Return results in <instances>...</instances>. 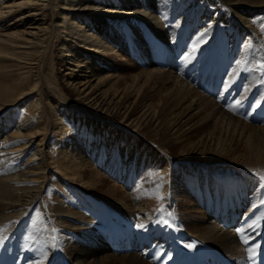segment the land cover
<instances>
[{
    "label": "bare ground",
    "instance_id": "1",
    "mask_svg": "<svg viewBox=\"0 0 264 264\" xmlns=\"http://www.w3.org/2000/svg\"><path fill=\"white\" fill-rule=\"evenodd\" d=\"M53 1L0 0V102L12 106L36 91L41 80L39 64L47 55L45 53L51 41L58 37V52L56 53H59L58 57L62 65L64 92L73 96V106L82 105L87 110L106 118L115 116L120 125H125L130 129V136H134V132L141 131L146 126H158L164 132L171 133L172 137V133L176 130V123L183 118L184 112L187 114L186 117L193 113L198 118L196 125L204 127L212 125L210 131L205 130L206 139H212L216 134L234 133L246 140L251 150L246 155L235 152L230 158L227 155H231L233 151L214 148L211 152L212 156L207 159L201 151L198 152V144L190 141L187 144H181L178 137H173V142L181 145L178 152L182 160L208 161L207 163L215 167L221 164L232 165L235 174L227 190H223V182L221 179L216 180V176H213L212 184L207 175L205 180L203 179L206 183L201 182L204 177L196 176L198 178L195 177L191 185L188 179L178 182L171 175L170 182L168 181L171 197L165 202L170 215L166 217L158 213L159 209L152 200L144 198L140 200V197L137 200L136 186L133 189L127 185V177L130 175L127 167L130 165L128 166L127 162L123 161L124 158L121 157V161L115 163L112 159L114 158L112 152H103L98 155L100 157H94V152L97 154V151L93 150L96 146L93 142L90 145V140L80 143L83 148L86 147L85 150L88 149L90 152L88 158L84 155V158L81 156L82 158L77 160L75 154L73 155V150L70 151V156L61 152L62 163L60 166L56 165L57 171L81 188L91 193H100L108 199L110 212L106 213V221L103 224L111 222L116 225H125L126 229L130 231L137 229L140 233L128 244L117 246L112 254L104 251L102 246L100 248L98 245H100L99 242L106 241L105 237L96 233V223L90 220L96 207L94 208L92 199H84L78 194L75 198L80 205H76L77 208L74 207L75 212L69 211L71 208H68L59 214L66 231L71 233L81 231L86 240L81 245L76 243L72 245L73 247L71 246V249L69 248L72 264H258L260 252L264 249V77L261 81L258 79V84L252 82L250 77L247 80L241 79L242 81L238 79L237 84H233L235 85L233 92L221 94L220 106H216L211 98L204 97L187 87L171 72L158 71L154 68L138 69L136 74L128 75L131 80L129 86L119 87L117 82L124 76H120V70L116 71L114 66L120 62L124 63L126 59L124 60L113 51L110 46L111 44L113 46V43L106 35L112 31L122 38L119 32L128 31L130 35L134 34L132 40L138 44L144 39V34L138 31L136 21H140L151 31L161 29L162 23H159L154 12L156 7L158 11L164 10L165 7L161 6L160 0H57L55 14L51 11ZM222 1L229 5L230 12L233 13L243 11L246 14L250 10L264 8V0ZM237 17V23L241 25L239 34L248 33L250 26L245 23L242 15L239 14ZM189 19L191 21L189 26L196 25L195 17ZM121 20L125 21L124 24ZM182 22L186 25V21ZM191 27L187 30L177 28V37L189 36ZM198 30V26L194 28V34L200 31ZM161 34L160 32L158 35ZM228 35L226 34L225 37ZM177 40L179 41V38ZM236 42L233 49L231 46L224 49L220 56L226 64L232 65L229 75L235 73L239 63L243 60L239 42ZM93 56L105 59L108 57L115 62L114 66L110 69L108 64H105L106 67L102 64V68L97 69L92 66L95 63L94 60L89 66L87 59ZM31 74L35 79H33V85L29 87L27 80ZM221 78L223 83L226 82L224 75L221 74ZM154 82L159 83L157 91L160 93V99L157 98L158 102L151 103L152 105H146V103L138 105L141 93L151 88ZM243 92L248 94L246 99L240 95ZM259 92H261V97H259ZM59 94L64 96L62 92ZM167 98L174 102L173 109L177 108V105L183 107L182 112L170 111L165 119L155 124L157 122L155 114ZM45 102L52 118L56 119L53 105L55 103L50 102L48 97ZM1 107L0 105V113L3 112ZM148 107H153L154 112ZM14 124V131L10 134L5 131V127L0 128L3 145L27 136L34 138L36 135L43 134L47 129L41 119L37 126L28 132L18 121ZM110 126L108 125L105 129V133L108 139L114 141L117 134ZM126 139L132 141V137ZM112 141L108 142V149ZM130 142L126 141L122 144L121 156L126 155L127 152H133V154L137 152L135 154L137 160L135 157L134 160L132 159L135 161L133 166L135 174L142 166L154 169L158 167L162 172L165 171V166L161 164L160 154L148 147L131 145ZM26 144L24 148H27ZM195 145H197L196 148ZM42 146L43 139L35 145V150L27 164L33 161L35 163L25 169L24 175L22 172L19 175L0 178L4 192L8 191V194L4 192L0 194V220L7 222V219L18 216L17 212L8 215L7 211L18 206H25L32 199L33 195L31 196L30 193L24 198L12 199L9 191L12 195L15 193L17 181L21 178L33 179L32 176L36 173L40 175L37 178L41 181L46 177V162ZM203 146L208 147L205 144ZM1 149L4 148H0V153ZM248 168L252 170L246 171ZM102 175L122 179L125 183L124 191L119 192L113 185L107 186ZM30 182L36 184L37 181ZM37 186L34 185L32 190H38ZM219 192L222 193L221 197L218 195ZM3 194L7 196L2 197ZM260 199L263 201L255 210L253 220L242 221L243 216L250 212ZM258 209L260 211L257 214ZM243 211L241 222L236 221ZM165 220L168 221L167 224L164 223ZM139 225H144V227ZM92 239L98 240L94 246L90 241ZM245 239L248 240L247 244L244 243ZM256 244H260L261 248L253 262L249 259L248 249ZM188 245L193 246L188 247ZM119 249L123 256L114 255ZM188 249H192L193 253L188 254Z\"/></svg>",
    "mask_w": 264,
    "mask_h": 264
},
{
    "label": "rangeland",
    "instance_id": "2",
    "mask_svg": "<svg viewBox=\"0 0 264 264\" xmlns=\"http://www.w3.org/2000/svg\"><path fill=\"white\" fill-rule=\"evenodd\" d=\"M56 2L57 0H54L52 3L53 8L51 11L53 14L57 12ZM160 2L161 6L165 7L164 10L158 11L156 7L154 12L159 23H162L161 29L157 30L158 32L151 31L140 21H136L135 25L138 26V31L144 34V39L138 44L132 40L134 34L131 33L130 35L128 31L126 33L119 32L122 38L112 31L110 33L105 31V33H108L106 36L109 41L113 43L112 46L109 42L113 51L124 60L126 59V65L125 62H120L114 66L115 62H112L110 58L107 57L105 59L99 56L88 58L87 64L91 66L94 60L95 63L92 66L97 69H101L102 64H108L110 69L114 66L116 71L120 70V76H124V78L117 82L119 87L129 86L131 80L128 75L136 74L138 69L146 70L147 67L148 69L154 68V70L158 71L171 72L175 78L193 91L204 97L211 98L216 106H220L219 102L223 92H233V87L237 84L238 79L242 81L241 79L247 80L250 77L252 82H257V84L258 79L259 81L262 80L264 74L258 69V64L264 62V32L260 28V24L264 23V8L253 9L245 14L243 11L230 12L229 5L224 4L222 0H160ZM239 14L243 16L245 23L250 26L248 33L244 35L239 34V27L241 26L237 23ZM193 17L196 18V25L191 27L189 26L191 23L189 18L192 19ZM182 21H186V25ZM124 22V20H121L122 24ZM197 26L200 31L198 30L199 32L194 34L193 30ZM189 27H191L189 36L186 38L183 35L182 37H177V28L187 30ZM129 31L132 32L131 30ZM159 31L163 35H158L160 34ZM225 33L229 35L225 37ZM178 38L179 41L177 40ZM236 41L239 42L241 54L243 53V62L239 63L235 73L229 75L232 65L226 64L220 56H222L224 49H228L230 46L233 49L237 43ZM197 44L198 47L193 51V46ZM249 44L251 45L250 47H248ZM49 46L48 51L45 53L47 55L39 64L40 67L38 66L41 80L36 91L26 96L20 103L17 102L12 104V106L0 102L3 109V112L0 113V128L5 127V131L9 132L8 134L14 131V122L17 121L24 130L27 129V132L33 130L40 119L44 121L47 127L43 134L36 135L34 138L27 136L24 139L9 141L4 145L0 138V148H4L1 149L0 153V178L19 175L22 172L24 175L25 169L35 163L33 161L27 164L28 159L35 150V145L41 139H43L42 148L46 162V177L42 179L43 181L37 178L40 175L36 173L32 176V180L21 178L17 181L16 191L13 195L9 191L12 199L17 197L24 198L28 193L33 196L27 205L18 206L13 209L14 211H7L8 215L17 212L19 213L18 216L7 219V222L0 220V264H72L69 254L70 249L73 247L72 245H76V243L81 245L86 240L82 236L81 231L76 233L66 231L65 224L59 214L68 208H71L69 211L73 210L75 212L76 205H80L75 198L78 194L84 199H92L91 202L94 208L96 207L90 220L96 223V233L103 235L106 240L99 242L100 245L98 247L101 248L102 246L104 251L106 250V252L112 254L114 252L113 249L117 248V246L128 244L133 238L139 236L140 233L137 232V229L130 231L126 229L125 225H116L111 222H106L104 225L106 216L110 212L107 204L108 199H105V196L100 193H91L81 188L57 171L56 167L62 163L61 152L65 153V155L67 154L66 156H70V151L73 150V155L75 154L77 160L84 155L88 158L90 152L88 149L85 150L86 147L83 148V145L80 144L84 140H90V145L94 143L93 145L96 146L93 149L97 151V154L94 152V157H100L98 155L103 154V152H112L115 158L112 159L115 163H119L121 157L124 158L123 161H126L128 166L130 165L127 167V170H130L127 172L131 175L127 177V185L133 189L136 186L138 192L137 200H139V197L140 200L141 198L152 200L162 217L170 215L169 209L165 207V202L171 197L169 189V178L171 175L178 182L188 179L191 185H193L192 181L195 180L196 176L204 177L201 182L206 183L204 180L207 175L211 184L213 183V176H216V180L221 179L223 182V190L230 188L232 177L235 174V169L232 168V165L221 164V166L215 167L211 163H207L208 161L192 162L186 159L182 160L178 152L181 145L175 144L173 137H178L181 140V144H187L188 141L198 144L199 146L195 145V148L197 146L198 152L201 151L207 159L212 156L211 152L214 148L222 149V151H233L230 153L231 155H227L230 158L235 152L246 155L251 152L246 140L234 133L228 135L216 134L212 139H206L205 130L209 129L210 131L212 125L209 124L207 127L196 125L198 121L196 114L191 113L190 116L186 117V112H184L183 118L177 121L176 130L175 133H172V137L171 133L164 132L158 126L159 129L153 126H146L141 131L134 132V136H130V129L125 125H120L115 116L106 118L87 110L82 105L77 107L72 105L74 104L73 96L64 92L62 65L58 57L59 53H56L58 52V37H55ZM221 74L225 76V80L229 81L226 80L223 83ZM44 77L46 81H44ZM33 79L35 77L31 74L27 80L29 87L33 85ZM158 86L159 83L154 82L151 88L145 89L141 93L137 104H156L158 102L157 98L160 99V93L157 91ZM61 92L64 96H60L59 93ZM245 94L246 92H243L240 95L246 99L248 94ZM261 96V92H259V97ZM47 97L50 102L55 103L53 105L57 116L56 119L52 118L50 109L46 105L45 99ZM148 108L153 111V107ZM173 108L174 102L170 101L169 98L165 99L164 103L159 106L158 113L155 114V121H157L155 124H159L160 121L165 119L170 111L182 112L183 109L179 105H177V108ZM189 117L191 118L189 119ZM107 124L111 125L110 127L117 134L114 137V141L107 138L105 133V129L108 127ZM127 137H132V141L126 139ZM110 141L112 143H109L111 147L108 149L107 144ZM126 141H131V145L134 144L137 147H148L160 154L161 164L165 166V171L162 172L158 167L154 169L149 166H142L140 171L135 174V168L133 167L135 161L133 160L134 157L137 160L135 156L137 152L135 151L134 154L133 152H127L126 155L121 156V146ZM24 144L27 145V148H24ZM160 144H164V146L162 145L163 147H161ZM204 144L208 147H204ZM248 170L252 169H246V171ZM25 175L28 176V174ZM102 177L106 180L107 186L113 185L119 192L124 191L125 183L122 182V179L119 180L115 176L110 175H102ZM30 181L37 182L33 184ZM34 185H38V190H32ZM211 187L213 188L214 186L212 185ZM4 191L3 186L0 184V194ZM221 192H219L220 194L218 193L220 197ZM4 193L8 194V191ZM5 196L7 195H2V197ZM223 197L225 200V196ZM262 201L263 199L259 200L255 206L256 209ZM259 211V209L256 211L257 214ZM93 239L90 240L92 246L98 241ZM114 255L123 256L120 249L117 252L115 251Z\"/></svg>",
    "mask_w": 264,
    "mask_h": 264
},
{
    "label": "snow or ice",
    "instance_id": "3",
    "mask_svg": "<svg viewBox=\"0 0 264 264\" xmlns=\"http://www.w3.org/2000/svg\"><path fill=\"white\" fill-rule=\"evenodd\" d=\"M255 23V21H254ZM260 28H261V31L264 32V23H261L260 24ZM251 45L249 44L248 47H250ZM196 47H198V44L197 45H194L193 46V51L196 50ZM239 63V62H238ZM258 69L261 71L262 74H264V62L262 63H259L258 64ZM165 224L168 223L167 220L164 221ZM140 227H144V225H139ZM244 243L247 244L248 243V240L245 239L244 240ZM193 245H188V247H192ZM261 248V245L260 244H256L253 248H249L248 249V252H249V259L250 260H253V262H255V257L257 256L258 254V250Z\"/></svg>",
    "mask_w": 264,
    "mask_h": 264
}]
</instances>
